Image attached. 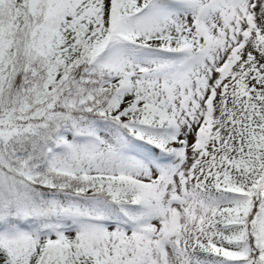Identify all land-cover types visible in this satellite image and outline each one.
Listing matches in <instances>:
<instances>
[{
  "label": "snow or ice",
  "instance_id": "obj_1",
  "mask_svg": "<svg viewBox=\"0 0 264 264\" xmlns=\"http://www.w3.org/2000/svg\"><path fill=\"white\" fill-rule=\"evenodd\" d=\"M0 264H264V0H0Z\"/></svg>",
  "mask_w": 264,
  "mask_h": 264
}]
</instances>
